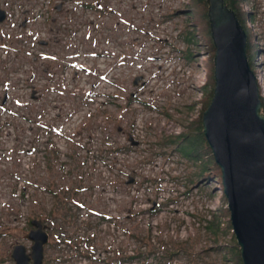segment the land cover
Instances as JSON below:
<instances>
[{"label": "rangeland", "instance_id": "obj_1", "mask_svg": "<svg viewBox=\"0 0 264 264\" xmlns=\"http://www.w3.org/2000/svg\"><path fill=\"white\" fill-rule=\"evenodd\" d=\"M95 1L83 54L76 49L69 60L74 69L58 85L56 106H43L49 118L1 126L9 135L0 156L11 158L15 183L0 182V264H12L13 245L30 252L24 235L36 219L48 234L42 264H237L221 170L209 147L179 140L194 133L214 86L212 41L191 0L172 13L196 35L185 47L141 20L121 35ZM246 10L240 17L255 72L261 64ZM188 52L190 68L179 69ZM36 111L31 103L24 113ZM193 150L199 161L180 153ZM215 219L219 231L206 229Z\"/></svg>", "mask_w": 264, "mask_h": 264}, {"label": "built area", "instance_id": "obj_2", "mask_svg": "<svg viewBox=\"0 0 264 264\" xmlns=\"http://www.w3.org/2000/svg\"><path fill=\"white\" fill-rule=\"evenodd\" d=\"M107 1L95 2L105 4L108 12L106 19L115 18V27L121 35L134 33L141 20L142 23L158 25L162 37L173 35L186 43L182 37L186 30L180 27L182 22L175 17L177 15L172 14L180 9L185 0H161L160 4L155 0H109L106 4ZM91 3L92 0H0V11L4 13L0 22V135L2 128L10 125V119L27 121L33 127L34 119L41 121L43 117H48L44 105H50V108L56 106L58 85L65 77L68 82V70L74 69L69 60L75 57L76 49L80 56L83 54L80 40L90 39V32L86 34V24L92 22ZM245 6L247 23L255 32L254 44L257 45V59L261 64L255 72L252 69L261 100L264 99V0H248L241 8ZM255 27H258L257 31ZM189 29L193 30L191 26ZM134 46L139 51V46ZM190 62L183 60L179 69L190 68ZM65 67L66 70H63ZM31 103L38 109L34 115L24 113ZM53 116L51 112L50 118ZM8 135H1L0 142ZM134 141L139 146V142ZM2 152L0 150V154ZM4 156H0L1 183L10 181L9 170L13 168L11 158Z\"/></svg>", "mask_w": 264, "mask_h": 264}, {"label": "water", "instance_id": "obj_3", "mask_svg": "<svg viewBox=\"0 0 264 264\" xmlns=\"http://www.w3.org/2000/svg\"><path fill=\"white\" fill-rule=\"evenodd\" d=\"M206 3L214 48V86L202 114V133L221 170L230 225L242 264H264V114L248 63L247 34L224 0ZM3 19L0 11V22ZM139 80L136 78L133 86ZM127 140L137 146L130 134ZM30 225L33 229L24 235L32 243L30 252L27 254L21 244L13 245L12 264L43 263L48 242L46 228L39 219Z\"/></svg>", "mask_w": 264, "mask_h": 264}, {"label": "trees", "instance_id": "obj_4", "mask_svg": "<svg viewBox=\"0 0 264 264\" xmlns=\"http://www.w3.org/2000/svg\"><path fill=\"white\" fill-rule=\"evenodd\" d=\"M247 1L248 0H224L225 6H227L228 9H230L231 11H233L236 14V17H237V19H238V21H239V23L241 24L242 27H243V24L241 23V17H240V13H242L241 6H242V4L246 3ZM190 8H191L190 9L191 12H196V14L198 15V17L201 20L203 28L206 30V34L210 38L209 23H208V18H207V3H206V0H191L190 1ZM190 10H189V12H190ZM243 29H244V27H243ZM187 30L188 31L183 32L182 37H183L184 41L186 42V44L190 45V43H193L194 41H196V35L194 34L193 30H190L189 28ZM210 43H211V41H210ZM210 48H211L212 51H214L212 43L210 45ZM247 48H248V41H247ZM192 58H193V55L190 52H188L186 54V59L187 60H191ZM248 63H249V61H248ZM249 65H250V68H251V64L250 63H249ZM251 70H252V68H251ZM212 91H213V87L210 90L208 102H210V99L212 97ZM261 104H262V110H263L264 109L263 100H261ZM187 135H190L189 138H188ZM187 135L181 136V138H179V140L180 141H189L191 144H194V146H197L198 150L202 151V152L205 151V148L206 149L208 148V144H207V142H206V140L204 138V135L202 133V115L199 117V120L197 121V125H196V128L194 130V133L193 134H191V133L188 134L187 133ZM191 144H190V147L194 148V146L191 145ZM209 151H210V153H212L210 149H209ZM180 153L182 155H184L186 158H188L192 162H195L193 158H197L198 157V152H196L194 150L192 152H190V153L185 152V151H182ZM196 160L199 161L198 158ZM213 162H215V161H212L211 163H213ZM200 164H201V162H200ZM210 164L206 163L204 161L203 162V167H208V165H210ZM219 222H220V220L216 221V219L214 221L213 220L210 221L208 223V225L206 226L207 227L206 229L211 230L214 227L213 231L214 232L215 231L218 232L219 229H220V225H221V224H219ZM235 257H236V263L237 264H242L241 257H240V252L237 251Z\"/></svg>", "mask_w": 264, "mask_h": 264}, {"label": "flooded vegetation", "instance_id": "obj_5", "mask_svg": "<svg viewBox=\"0 0 264 264\" xmlns=\"http://www.w3.org/2000/svg\"><path fill=\"white\" fill-rule=\"evenodd\" d=\"M248 37V36H247ZM248 39V38H247ZM248 41V40H247ZM43 226H44V224H43ZM45 228H47L46 226H45ZM46 231V230H45Z\"/></svg>", "mask_w": 264, "mask_h": 264}]
</instances>
